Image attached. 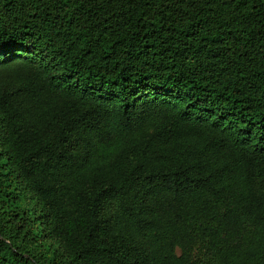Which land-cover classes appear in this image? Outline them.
<instances>
[{"label": "trees", "instance_id": "1", "mask_svg": "<svg viewBox=\"0 0 264 264\" xmlns=\"http://www.w3.org/2000/svg\"><path fill=\"white\" fill-rule=\"evenodd\" d=\"M0 264H264V0H0Z\"/></svg>", "mask_w": 264, "mask_h": 264}]
</instances>
